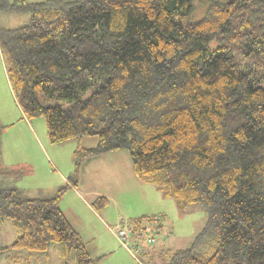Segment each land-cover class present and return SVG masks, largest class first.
I'll return each mask as SVG.
<instances>
[{"label":"trees","instance_id":"trees-1","mask_svg":"<svg viewBox=\"0 0 264 264\" xmlns=\"http://www.w3.org/2000/svg\"><path fill=\"white\" fill-rule=\"evenodd\" d=\"M207 1L191 22L192 0H0L28 16L0 28V55L24 118L43 117L51 144L76 139L77 165L125 150L140 181L205 210L194 242L155 264H264V0ZM3 130L0 219L18 235L0 256L58 243L62 264H97L60 209L79 167L28 196L5 183Z\"/></svg>","mask_w":264,"mask_h":264},{"label":"rangeland","instance_id":"rangeland-1","mask_svg":"<svg viewBox=\"0 0 264 264\" xmlns=\"http://www.w3.org/2000/svg\"><path fill=\"white\" fill-rule=\"evenodd\" d=\"M203 1L192 0L191 22L204 17L208 1L205 5ZM27 20L26 15L0 12V28H14ZM0 125L4 128L1 138L4 165L9 170L4 178L7 185L28 196L38 192L51 195L66 179L71 180L79 167L77 186L65 191L60 208L80 232L82 240L89 242L90 255L100 258L97 264H139L117 240L114 233L120 229L127 232L129 246L137 235L144 240L152 237L151 243L141 241L139 259L142 264H155L175 250L188 248L205 225L206 212L201 206L193 204L180 208L174 199L163 197L153 185L140 181L132 171L127 151L108 152L77 165L74 152L80 143L76 139L51 144L44 118L27 120L22 115L10 89L1 55ZM81 145L94 147L96 138L85 137ZM98 197H105L107 205L95 203ZM17 235L11 220L0 219V247L10 246ZM214 246L213 237L207 238L200 250L209 255ZM58 247L59 244L54 243L46 253L12 251L0 256V264H62ZM66 262L75 264L73 254Z\"/></svg>","mask_w":264,"mask_h":264},{"label":"built area","instance_id":"built-area-1","mask_svg":"<svg viewBox=\"0 0 264 264\" xmlns=\"http://www.w3.org/2000/svg\"><path fill=\"white\" fill-rule=\"evenodd\" d=\"M115 235L117 236L122 247L126 249L127 252H129L136 259V261H138L139 264H142L139 259V256L141 254L140 247H139L140 243L141 241L145 243L146 242L151 243L153 241V238L148 237L144 240L142 239L143 236L137 235L135 240L132 243L129 242L131 244V246H129L128 243L126 242L127 239L129 240V237H128L127 232L124 229L118 230L117 232H115Z\"/></svg>","mask_w":264,"mask_h":264},{"label":"crops","instance_id":"crops-1","mask_svg":"<svg viewBox=\"0 0 264 264\" xmlns=\"http://www.w3.org/2000/svg\"><path fill=\"white\" fill-rule=\"evenodd\" d=\"M4 159V158H3ZM133 171V170H132ZM135 175V174H134ZM66 181V180H65ZM76 188V187H75ZM73 191L75 192L76 191V189H73ZM61 209V208H60ZM61 211H62V209H61ZM63 212V211H62ZM64 213V212H63ZM64 215H65V213H64ZM65 217H66V215H65ZM67 218V217H66ZM68 219V218H67ZM69 221V220H68ZM70 222V221H69ZM71 223V222H70ZM73 226V225H72ZM74 227V226H73ZM74 229L78 232V234L80 235V232L74 227ZM115 234V233H114ZM116 236V235H115ZM80 237H81V235H80ZM82 238V237H81ZM116 238H117V236H116ZM117 240H118V238H117ZM119 241V240H118ZM85 244H86V246H87V249H88V243L89 242H84ZM93 251V250H92ZM144 255V254H143Z\"/></svg>","mask_w":264,"mask_h":264}]
</instances>
